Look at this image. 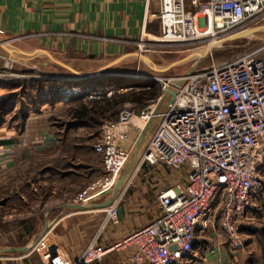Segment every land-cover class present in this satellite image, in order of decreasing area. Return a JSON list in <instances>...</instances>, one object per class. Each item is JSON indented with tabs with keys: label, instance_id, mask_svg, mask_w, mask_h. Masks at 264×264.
<instances>
[{
	"label": "built area",
	"instance_id": "built-area-1",
	"mask_svg": "<svg viewBox=\"0 0 264 264\" xmlns=\"http://www.w3.org/2000/svg\"><path fill=\"white\" fill-rule=\"evenodd\" d=\"M157 2L153 17L159 21V33L148 38L141 31L136 41L145 51L150 50L145 46L149 39L179 44L220 38L264 18V0H190L189 10L185 0ZM5 77L0 71V80ZM154 79L160 85L156 99L139 111L129 104L115 120L100 125L93 149L101 155V173L68 204L111 193L129 161L126 143L145 133L154 119L158 124L134 173L143 163L162 165L185 171V185L175 184L157 194V212L148 224L112 244H101V232L120 222L119 197L113 200L104 208L96 237L75 259L47 231L28 251L43 246L42 264H92L125 249L130 253L122 264H175L191 252L197 229L213 228L216 222L231 247H241L240 235L264 177V44L190 73ZM168 90L174 92L172 101L165 96Z\"/></svg>",
	"mask_w": 264,
	"mask_h": 264
},
{
	"label": "rangeland",
	"instance_id": "rangeland-1",
	"mask_svg": "<svg viewBox=\"0 0 264 264\" xmlns=\"http://www.w3.org/2000/svg\"><path fill=\"white\" fill-rule=\"evenodd\" d=\"M186 2L187 8L190 9L189 0H186ZM241 32H244V35L231 38ZM147 37L151 38L152 36L147 34ZM263 44L264 18L251 20L236 31L220 38L207 36L201 40L179 44H160L149 39L145 46L150 48V50L145 51V49L136 47L139 51L138 53L151 54L155 50L154 62L156 66L152 68L147 65L138 66L137 64H132L131 61L128 64L121 65L116 63L117 68L123 65H127V67L133 65L134 68L138 69L131 71V67L127 69L130 72L115 76L114 82L117 83L116 86L111 85L102 88L101 94L110 96L107 93L118 90L117 87L123 84L122 80H125L131 84L128 87L136 89L145 85H154L159 95L160 85L154 81V78L184 74L191 67L193 68L192 70L208 67L213 63L229 60L255 50ZM6 58L5 53L1 52L0 68L3 66L5 71H0L6 74L5 78L9 81L12 80L10 82L20 80L24 85L20 87L0 86V101L4 99L3 97L7 98L4 104L0 103V112H3L2 110L7 107L11 108L13 106L11 111L0 116V129L3 128L4 131L10 130L12 132V135L8 136L7 139L12 141V148L9 151L10 153H7V157H12L13 161L10 160L9 165L0 171V264H42L40 255L43 246L41 245H38L30 254H28V251L32 246L25 251L8 250V248L28 247L32 241H36L40 235H44L49 229L51 219L57 214L54 211L55 208L65 202L67 204L72 197L94 180H91L74 195L71 192L62 191L65 183L60 179L59 174L63 171L86 172L87 170L84 171L82 163H85V159L89 158V156L91 157L92 154L95 155L96 160H92V163L93 161L95 163L91 164L95 167H101V155L97 152V154L90 153L86 150L89 144L93 146L97 140L98 127L69 129L70 108L73 104L69 105L70 103L57 101L52 104L42 102L38 107L34 108L35 106L32 105L27 97L30 94L36 95L37 92L40 93L41 89L44 90L46 95L56 92L59 94L60 90H50L44 85V82L51 81L49 80L51 77H67L64 79L66 82L61 81L68 84L78 83L77 80L81 78L75 80L71 76H67L68 71L53 63L46 67L40 62L45 60L42 55L29 60L31 65L28 64V66L31 67L9 62ZM106 74L107 72H104L98 78L108 79V77H114ZM117 74L119 72L112 75ZM141 77L144 78L142 79ZM36 81H38V88L34 89L32 84L34 85ZM53 81L57 82V80L52 79ZM49 86L56 87L51 82ZM40 96L44 98L41 94ZM129 104H125L123 108L130 106ZM21 107H23V110L28 107L30 113L28 117H20ZM28 110H26V113H28ZM31 114L33 117L29 118ZM28 126L29 132H27ZM32 128L35 129L31 130ZM39 129L40 131H36ZM47 132L54 136L56 140L55 147L47 146ZM139 150L140 147L137 152ZM137 152H131L128 163L132 158H135ZM139 152L141 155V151ZM71 156L74 157V160L69 164L67 161L71 160L69 158ZM79 161L80 163L77 164ZM0 164H4L3 161L1 163V158ZM137 165H139V158L137 159ZM126 166L118 179L122 177ZM144 166V163L141 164L139 170ZM56 172L59 174H56ZM137 174L139 175V172ZM147 176V183L153 184L151 181L152 176ZM141 181L144 182L142 179ZM129 186L124 189L119 197V205L123 202L126 193L132 188V185ZM251 228L254 230L253 232ZM48 232V236L52 238V232ZM196 238L198 241L196 246L204 243V248L203 251L201 249L198 251L195 260H191L192 258L188 259L186 261L188 264H264V177L255 195L253 206L248 212L242 235H240L242 240L241 247L237 249L231 247V244L226 239L224 230L218 225V222H216L214 230L210 228V231L206 230L200 233L198 231ZM218 242L223 247L221 249L222 257L213 258L212 255H208L209 249L217 246ZM206 244L208 245L206 246ZM204 256H206L205 260ZM222 258L225 259L222 261Z\"/></svg>",
	"mask_w": 264,
	"mask_h": 264
},
{
	"label": "crops",
	"instance_id": "crops-1",
	"mask_svg": "<svg viewBox=\"0 0 264 264\" xmlns=\"http://www.w3.org/2000/svg\"><path fill=\"white\" fill-rule=\"evenodd\" d=\"M200 1L206 2L207 0ZM188 5L191 9L190 0ZM185 6L187 8L186 0ZM158 9L157 0L149 2L147 0H0V50L5 53L9 62L27 67H31L28 66V64L31 65L30 59L33 60L42 55L45 60L40 62L46 67L53 63L68 71L67 76H71L75 80L81 78L77 80L78 83H74L77 86L81 85L80 82L83 79H97L102 75L101 72H119L117 75L109 73L108 75L114 77H108L104 81L105 87L116 86L115 76L138 69L133 65L132 68L127 65L117 68L116 63L121 65L131 61L132 64L138 66L147 65L150 68L156 66L154 62L155 50L151 54L138 53L136 41L141 31L150 35L159 33V21L153 17ZM128 68L131 69L127 70ZM0 70L5 71L3 66ZM65 78L67 77H51L53 80H64ZM137 78L139 77L137 76ZM122 82L123 84L117 87L118 92L130 88L128 87L131 85L130 82L125 80ZM108 93H112V91ZM89 96L88 99H91ZM164 104L165 102L161 104V107ZM32 117L31 114L29 118ZM157 124V119L152 120L139 141L138 137L134 140L133 132H130L133 140L126 143L130 147V154L134 151L137 152L139 147L142 154L149 135ZM36 131H40V129ZM27 132H29V126ZM11 135L10 130L0 129V158L1 163L2 161L4 163L0 164V171L9 165L10 160L12 161V157H7L12 143L6 142L8 136ZM46 143L51 148L56 145V140L50 133H48ZM89 147L87 146L86 150L96 153L93 148ZM139 151L131 162L140 158ZM69 158L71 160L67 162L70 164L74 157ZM92 160H96L93 154L85 159V163H82L86 172H61L60 179L65 183H63L62 191H68L75 195L101 173V167L93 166L92 164L95 162L92 163ZM79 163L80 161L77 162V164ZM97 171L98 175L96 176ZM147 175L152 176L153 184L147 183ZM185 182V171L179 173L162 165L152 167L145 164L141 170L138 169L132 175L128 183V186L132 185V188L119 205L120 222L103 230L98 237V242L112 244L123 238L129 231L148 224L157 212V194L175 184L183 186ZM110 194L92 198L84 204L69 206L65 202L55 208L54 211L57 214L51 219L48 231L52 232V241L59 245L69 258H77L87 244L96 237L104 217L103 207L107 204ZM211 229L214 230V227ZM206 230L210 231V228ZM206 230L197 229L196 235L198 231L200 233ZM197 242V238H195L191 252L177 264H188L186 262L188 259H196L198 251L200 249L203 251L204 248V243L196 246ZM34 245L35 241H32L28 248ZM221 249L223 247L218 242L217 246L209 249L208 255H212L213 258L222 257ZM129 253L128 249L114 251L92 264H122ZM204 257L205 260L206 256ZM224 259L222 258V261Z\"/></svg>",
	"mask_w": 264,
	"mask_h": 264
},
{
	"label": "trees",
	"instance_id": "trees-1",
	"mask_svg": "<svg viewBox=\"0 0 264 264\" xmlns=\"http://www.w3.org/2000/svg\"><path fill=\"white\" fill-rule=\"evenodd\" d=\"M49 80H51L50 82L56 85V87L49 86L50 82H46V83L44 82L46 88L50 90L58 89L60 90V93L57 94V92L56 93L50 92L51 93L50 95H46L44 90L41 89L40 93L37 92L36 95H31V94L27 95L29 101H31L32 105L35 106L34 108L38 107V105L41 104L42 102L47 104H52L57 101V102H65L67 104L70 103L69 105L73 104L72 107L70 108V116H69L70 124H68L69 129H73L76 127H86V128L98 127L97 135H96L97 137L99 134L100 125L104 121L115 120L125 104L130 103L132 104V108L135 111H139L140 109L144 108L149 101L156 99L158 96V91L154 85H145L138 89L134 87H130L129 89L123 92H118L117 90H113L110 96H105L106 94L105 95L101 94V91L102 88H106L104 86L105 85L104 81H106L107 79H102V78H97L95 80L83 79L80 82L81 83L80 86L74 85V83H70L71 85L68 83H63L62 81L66 82L65 80L62 81L57 80L56 83L55 81L52 82V79ZM10 81L0 80V86L20 87L24 85V83L20 82V80H14L13 82ZM37 84L38 81H36L34 85L32 84V88L37 89L38 88ZM41 87L43 88V85ZM40 94L44 98H42ZM89 95H92L91 99H88ZM3 98L4 99L0 101L1 104H4L7 100V98L5 97ZM11 108L7 107L3 109L2 110L3 112H0V116L2 114H6L9 111H11ZM26 108L25 110H23V107L20 108V117L25 118L30 115L28 107ZM26 110H28V113H26ZM6 142L12 143L11 140L10 141L6 140ZM90 147L93 148V146L91 145ZM56 174L59 173L56 172ZM251 231L253 232L254 230L252 229Z\"/></svg>",
	"mask_w": 264,
	"mask_h": 264
},
{
	"label": "water",
	"instance_id": "water-1",
	"mask_svg": "<svg viewBox=\"0 0 264 264\" xmlns=\"http://www.w3.org/2000/svg\"><path fill=\"white\" fill-rule=\"evenodd\" d=\"M252 30H255V29H252ZM241 35H244V32H241V33H239V34H237V35H235V36H233L231 38L239 37ZM143 59L146 60L145 58H143ZM192 69L193 68L191 67L187 71V73H190L192 71ZM103 73L104 72H101L100 74H103ZM109 73L110 72H107L106 75H108ZM165 96H168V99H169L168 101H172V99L174 97V92H170L168 90V91H166ZM158 107H160V103H159ZM143 134H144V132L140 135V137L138 138V141L142 138ZM130 162L127 164L122 177L117 181L115 187L113 188V190H112V192L110 194V197H109V200H108L107 204L103 208L107 207L113 200H115L116 198L120 197L122 192L124 191V189H126V186L128 185L132 175L134 174V170L136 168V166H135L134 170H132V172H131V169H130L131 163ZM72 205H75V204H69V206H72ZM27 249H28L27 246L22 247V248H8V250H24V251L27 250Z\"/></svg>",
	"mask_w": 264,
	"mask_h": 264
},
{
	"label": "bare ground",
	"instance_id": "bare-ground-1",
	"mask_svg": "<svg viewBox=\"0 0 264 264\" xmlns=\"http://www.w3.org/2000/svg\"><path fill=\"white\" fill-rule=\"evenodd\" d=\"M91 84V83H90ZM85 86V85H84ZM110 86V85H109ZM110 88V87H109ZM126 88V87H125ZM128 89V88H127ZM124 90V89H123ZM94 92V91H93ZM140 159V158H139ZM136 163H137V159L132 161L131 162V165H130V169H131V172L132 170H134L135 166H136Z\"/></svg>",
	"mask_w": 264,
	"mask_h": 264
}]
</instances>
